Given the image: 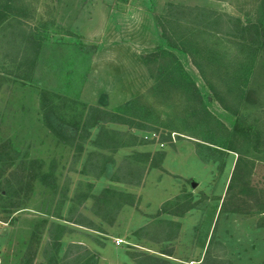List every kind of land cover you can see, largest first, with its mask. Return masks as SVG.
Here are the masks:
<instances>
[{"label":"rangeland","instance_id":"obj_1","mask_svg":"<svg viewBox=\"0 0 264 264\" xmlns=\"http://www.w3.org/2000/svg\"><path fill=\"white\" fill-rule=\"evenodd\" d=\"M12 1L37 40L0 42V169L38 176L19 208L0 182V264H264V42L231 28L264 26V0ZM100 104L116 123L87 122Z\"/></svg>","mask_w":264,"mask_h":264},{"label":"trees","instance_id":"obj_2","mask_svg":"<svg viewBox=\"0 0 264 264\" xmlns=\"http://www.w3.org/2000/svg\"><path fill=\"white\" fill-rule=\"evenodd\" d=\"M13 6V1L12 0H1L0 1V28L3 30L5 29V33H3V40L0 42L4 43L7 47H10L12 49L14 46H31V42L33 40H37V38H30L31 34L27 33L25 29H23V25L15 21L14 18L10 17L8 14L10 7ZM196 9H192L191 12H195ZM180 11H190V9H184L181 6L173 5V4H168L167 9L165 11V19H170L174 20L176 18L180 19H185L181 16V14L184 16V13ZM231 28L234 29L237 33L236 37L238 36V39L241 40L243 44H248V43H253V44H258L261 41L264 42V26L259 24V26H250L248 29L245 27H242L239 22H233L231 24ZM18 39V43H17ZM32 40V41H31ZM17 44V45H16ZM28 48H24L25 51V57H27L26 52L28 51ZM27 59V58H26ZM24 59V61H26ZM23 61V62H24ZM101 104L98 107L91 106L88 107L89 110V117L87 122H92L94 121L95 123H116V119L120 116L117 115L115 112H110L108 110L102 109ZM102 126V125H101ZM101 126L99 127L101 129ZM84 130V129H83ZM112 135H114L113 132H111ZM160 137V142L164 143L166 139H169L168 136L165 134H162L159 136ZM25 169V164L22 166H17L13 170L9 171L6 177H3V169H0V182L4 184H8L12 186V189L15 190L14 194L16 197L19 198V201L14 203L13 207L14 208H19L20 205H22V200H25L28 198V194L30 193L32 189V184L36 180L38 174L36 173L35 170L32 169V171H26ZM116 192L106 189L101 192L100 195L95 197L93 199V206L92 209L94 213L98 216H100L109 226H111L114 222L115 215L117 208L111 206V198L112 195H120L115 194ZM22 198V199H20ZM240 203H247L251 201L249 198L245 197H238ZM21 209V208H20ZM19 210V209H17ZM73 220L72 222L83 226L88 229H94V225L91 223L85 222L84 218H77L76 220ZM261 226H264L262 223H258ZM56 225V224H55ZM59 226V225H57ZM60 229H65L66 227H60ZM144 230V229H143ZM51 239L53 240V245L52 247L59 242V238H55L52 236V233H49ZM38 241L36 242V244ZM74 244L67 245V249L70 247H73ZM78 246L79 249H82L81 245H75ZM57 251V250H56ZM209 250H207V253L205 255V259L202 260L201 264H216V263H211V262H206L207 258H210L208 255ZM161 255L171 257V251H163L160 252ZM29 257L27 258V263L26 264H31L32 258L35 256V249H32L28 253ZM91 255H89L88 251L86 253L81 254L78 256L76 259H71V264H92ZM63 258V257H62ZM131 259L135 260L137 264H170V262L164 258H158L155 256L151 255H144L143 253H137V254H132ZM208 261V260H207ZM67 264V259H65V263ZM69 264V263H68Z\"/></svg>","mask_w":264,"mask_h":264},{"label":"water","instance_id":"obj_3","mask_svg":"<svg viewBox=\"0 0 264 264\" xmlns=\"http://www.w3.org/2000/svg\"><path fill=\"white\" fill-rule=\"evenodd\" d=\"M192 187H195V184H192Z\"/></svg>","mask_w":264,"mask_h":264}]
</instances>
